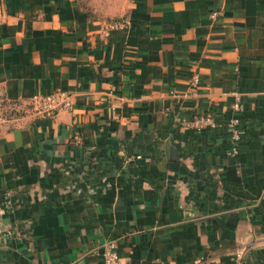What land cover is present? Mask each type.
I'll list each match as a JSON object with an SVG mask.
<instances>
[{
	"label": "crops",
	"instance_id": "crops-1",
	"mask_svg": "<svg viewBox=\"0 0 264 264\" xmlns=\"http://www.w3.org/2000/svg\"><path fill=\"white\" fill-rule=\"evenodd\" d=\"M56 90L71 109L35 117ZM107 242L264 264V0H0V264H101Z\"/></svg>",
	"mask_w": 264,
	"mask_h": 264
},
{
	"label": "built area",
	"instance_id": "built-area-1",
	"mask_svg": "<svg viewBox=\"0 0 264 264\" xmlns=\"http://www.w3.org/2000/svg\"><path fill=\"white\" fill-rule=\"evenodd\" d=\"M216 16V13L211 15L212 18ZM128 26L126 20H111L103 24L101 28V34L108 36L113 32L125 30ZM30 107L33 115L40 119H52L60 111L70 110L72 106V96L65 90H56L49 94L36 93L30 98ZM240 106L238 103H234L231 106L232 115L226 120L225 125L227 132L230 135V142L232 145L229 154L236 156L238 154L239 143L243 130L241 129L240 119L234 114L239 111ZM186 127L189 129H202L205 127H214V119L212 115H200L195 116L192 120L187 121ZM103 260L101 264H119V255L116 246L113 242H107L104 245Z\"/></svg>",
	"mask_w": 264,
	"mask_h": 264
}]
</instances>
